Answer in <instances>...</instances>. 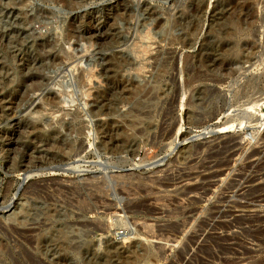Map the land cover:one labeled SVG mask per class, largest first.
I'll return each instance as SVG.
<instances>
[{"label":"rangeland","instance_id":"374dc122","mask_svg":"<svg viewBox=\"0 0 264 264\" xmlns=\"http://www.w3.org/2000/svg\"><path fill=\"white\" fill-rule=\"evenodd\" d=\"M0 264H264V0H0Z\"/></svg>","mask_w":264,"mask_h":264},{"label":"bare ground","instance_id":"6f19581e","mask_svg":"<svg viewBox=\"0 0 264 264\" xmlns=\"http://www.w3.org/2000/svg\"><path fill=\"white\" fill-rule=\"evenodd\" d=\"M31 23V22H30ZM55 103V102H54Z\"/></svg>","mask_w":264,"mask_h":264}]
</instances>
